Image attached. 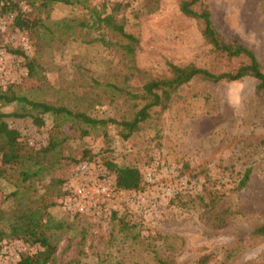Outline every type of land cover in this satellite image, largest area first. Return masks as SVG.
<instances>
[{"label": "rangeland", "instance_id": "374dc122", "mask_svg": "<svg viewBox=\"0 0 264 264\" xmlns=\"http://www.w3.org/2000/svg\"><path fill=\"white\" fill-rule=\"evenodd\" d=\"M204 1L216 31L251 50L264 72V0ZM86 2L91 7L127 5L119 16L125 31L138 40L136 64L153 76L163 74L167 62L204 67L211 60L194 21L179 14V0H158L154 10L147 0ZM84 14L81 6L55 4L48 18L80 19ZM19 35L25 48L17 42ZM0 49L8 57L0 66V87L14 85L20 95L35 100H53V94L62 93L76 64L99 72L111 63L110 53L96 44L85 45L78 38L65 44L36 41L14 30L5 16H0ZM10 50H21L23 57ZM24 57L35 59L44 80L27 77ZM255 84L251 78L216 84L193 80L178 89L168 110L158 112L127 140L109 128L107 139L91 134L67 141L54 158L53 170L32 182L28 194L12 199L13 174L0 179L4 216L18 206L15 200L27 204L28 197H42L53 202L46 211L57 226L48 232L56 239L51 264H156L158 259L198 264L202 257L205 264H264V237L251 236L264 221V90L255 93ZM13 110L14 105L0 108L3 114ZM89 115L112 114L109 107L96 106ZM4 122L30 147L45 145L49 119L40 128L27 118L6 117ZM87 158L94 167L112 163L138 169L139 189H115L91 215L69 213L59 203L54 181L65 183ZM246 169V185L231 190ZM208 192L221 198L204 212L198 197L207 201ZM214 216L223 217L220 227ZM0 231L6 232L5 221H0ZM0 250V264H15L39 248L3 238Z\"/></svg>", "mask_w": 264, "mask_h": 264}, {"label": "trees", "instance_id": "16d2710c", "mask_svg": "<svg viewBox=\"0 0 264 264\" xmlns=\"http://www.w3.org/2000/svg\"><path fill=\"white\" fill-rule=\"evenodd\" d=\"M147 2L154 10L158 0ZM55 4L81 6L85 14L80 19L49 21V9ZM126 7V4L118 2L91 7L86 0H0V16H11V27L30 34L36 41L65 44L78 38L81 43L96 44L111 55L110 65L99 72L85 69L80 64L74 65L71 78L66 81L62 93L52 95L53 100L29 99L20 95L14 85L0 87V108L14 105L11 113L0 112V179L13 174L14 190L8 195L12 199L28 194L33 190L32 182H39L53 170L54 158L67 141L91 134L107 139L109 128L116 130L120 139L127 140L158 112L168 110L178 98V89L193 80L216 84L251 78L256 82L255 93L264 90V72L254 54L236 40L224 39L216 31L204 0H179L177 9L182 17L194 21L199 37L212 55L210 62L204 67L167 62L164 73L158 76L151 75L136 64L138 40L125 31L119 16ZM11 54L23 57L21 50H13ZM24 59L27 77L39 82L44 80L42 68L35 59ZM96 106L109 107L112 115L91 117L89 112ZM6 117L27 118L36 128L43 127L49 119L45 145L38 149L30 147L20 139L16 130L7 126L4 122ZM83 155L86 156V152ZM82 162L89 163L90 159ZM104 167L113 175L117 190L139 189L141 179L138 169L112 163H105ZM248 177L249 170L246 169L231 190H241ZM64 181H54V185L59 186L58 198ZM206 197L207 201H203L201 196L198 201L204 212H209L221 195L208 192ZM28 199L27 204L15 200L18 206L6 217L0 208V221H5L6 229L5 233L0 231V239L19 240L39 248L32 254L20 256L15 264H51L56 254V239L48 232L57 226L46 211L53 202L42 197ZM214 220L220 223L217 227L224 221L219 216H214ZM251 236L264 237V221L253 229ZM197 262L205 264L207 259L202 257ZM156 264L173 263L158 259Z\"/></svg>", "mask_w": 264, "mask_h": 264}, {"label": "built area", "instance_id": "2783aa9c", "mask_svg": "<svg viewBox=\"0 0 264 264\" xmlns=\"http://www.w3.org/2000/svg\"><path fill=\"white\" fill-rule=\"evenodd\" d=\"M7 18L10 20L11 16ZM17 42L25 48L23 35H19ZM6 59H8L7 54L0 49V66L6 63ZM115 189L114 182L105 168L83 162L72 171L62 185L59 203L64 210L73 215H91L101 201L112 197Z\"/></svg>", "mask_w": 264, "mask_h": 264}]
</instances>
